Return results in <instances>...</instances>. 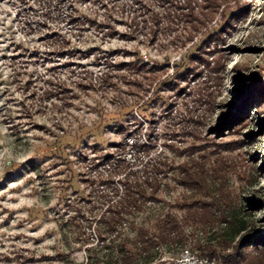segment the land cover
<instances>
[{"label": "rangeland", "instance_id": "1", "mask_svg": "<svg viewBox=\"0 0 264 264\" xmlns=\"http://www.w3.org/2000/svg\"><path fill=\"white\" fill-rule=\"evenodd\" d=\"M109 153L221 169L246 228H188L176 264H264V0H0V264L104 254Z\"/></svg>", "mask_w": 264, "mask_h": 264}, {"label": "trees", "instance_id": "2", "mask_svg": "<svg viewBox=\"0 0 264 264\" xmlns=\"http://www.w3.org/2000/svg\"><path fill=\"white\" fill-rule=\"evenodd\" d=\"M191 156L175 164L162 153L140 162L135 158L132 163L112 161L110 153L105 155L109 168L121 177L107 178L111 187L100 195L103 207L89 219L96 247L104 254L87 264H166L160 250L177 247L178 257L192 242L188 228L205 230L222 222L233 223L236 232L246 228L227 203L226 176L221 169L214 168L213 174L204 161ZM169 182L183 190L172 203L160 196ZM193 247L204 248L198 241Z\"/></svg>", "mask_w": 264, "mask_h": 264}, {"label": "built area", "instance_id": "3", "mask_svg": "<svg viewBox=\"0 0 264 264\" xmlns=\"http://www.w3.org/2000/svg\"><path fill=\"white\" fill-rule=\"evenodd\" d=\"M183 257H185V258H187V260H189L190 258L191 259H195L194 257H192L191 255H190V251L187 249V248H185L181 253H180V255L176 258V259H174L173 260V262H175V263H173V264H176L177 262H179V261H182L183 260ZM200 259V258H199ZM199 262H201V263H203V261H207L206 259H200V260H198Z\"/></svg>", "mask_w": 264, "mask_h": 264}]
</instances>
